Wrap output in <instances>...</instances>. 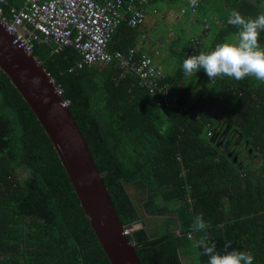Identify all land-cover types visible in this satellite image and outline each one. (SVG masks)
<instances>
[{
    "label": "trees",
    "instance_id": "obj_1",
    "mask_svg": "<svg viewBox=\"0 0 264 264\" xmlns=\"http://www.w3.org/2000/svg\"><path fill=\"white\" fill-rule=\"evenodd\" d=\"M23 4L8 0L5 9ZM233 9L255 17L264 0H201L189 10L208 14L215 33L228 29L196 55L236 36L227 22ZM135 37L122 22L107 51L149 57L175 107H160L162 98L149 94L137 72L114 62L77 69L82 55L74 47L56 53L54 42H36L32 54L68 102L123 228L146 221L127 235L140 262L208 264L196 246L206 236L222 254L230 242L227 251L250 252L253 264H264V81L224 77L212 84L203 70L186 77L189 45L165 57L177 66L165 70L153 55L128 50ZM259 42L264 47V32ZM205 82L207 90L194 97ZM201 214L206 232L191 227ZM0 264H112L52 139L1 69Z\"/></svg>",
    "mask_w": 264,
    "mask_h": 264
},
{
    "label": "built area",
    "instance_id": "obj_2",
    "mask_svg": "<svg viewBox=\"0 0 264 264\" xmlns=\"http://www.w3.org/2000/svg\"><path fill=\"white\" fill-rule=\"evenodd\" d=\"M147 1L24 0L21 7L6 10L8 0H0V25L19 47L29 53L33 52L36 42H54L58 46L56 53L70 46L80 52L82 61L77 63V69L95 63L107 65L114 62L125 73L135 71L149 94L162 98L158 104L160 107H175L170 90L162 84L164 77L156 73L149 57L136 61L133 51L129 54L119 51L110 54L107 51L112 34L124 21L123 10L129 13V23L138 26L145 19L144 5ZM183 1L193 12L201 2ZM124 75L122 73V77Z\"/></svg>",
    "mask_w": 264,
    "mask_h": 264
},
{
    "label": "water",
    "instance_id": "obj_3",
    "mask_svg": "<svg viewBox=\"0 0 264 264\" xmlns=\"http://www.w3.org/2000/svg\"><path fill=\"white\" fill-rule=\"evenodd\" d=\"M0 69L30 105L72 181L81 205L112 264H142L104 185L84 136L55 82L36 57L0 25ZM145 226V224L143 223Z\"/></svg>",
    "mask_w": 264,
    "mask_h": 264
},
{
    "label": "clouds",
    "instance_id": "obj_4",
    "mask_svg": "<svg viewBox=\"0 0 264 264\" xmlns=\"http://www.w3.org/2000/svg\"><path fill=\"white\" fill-rule=\"evenodd\" d=\"M228 24L237 29L235 42H223L217 44L210 52H200L183 61V73L186 77L203 70L210 81L215 82L219 78H232L237 81L248 77H254L258 81H264V47L259 38L264 32V12L255 17L243 16L238 10L233 9L227 18ZM145 224V226L143 225ZM146 221L136 222L131 229H124L127 236L135 230L145 228ZM208 224L203 214L195 217L191 227L194 231L206 232ZM197 247L202 248L208 264H253L254 257L250 252L238 250L227 251L230 242L225 246L222 254L217 251L216 245L209 244L206 236L197 242Z\"/></svg>",
    "mask_w": 264,
    "mask_h": 264
},
{
    "label": "crops",
    "instance_id": "obj_5",
    "mask_svg": "<svg viewBox=\"0 0 264 264\" xmlns=\"http://www.w3.org/2000/svg\"><path fill=\"white\" fill-rule=\"evenodd\" d=\"M181 2L182 6H178L177 2ZM252 2H258L260 0H251ZM212 1L209 3L210 11L214 10L212 6ZM145 10V19L139 28H133L129 24V14L123 10L124 21L127 23L128 27L134 30L136 33V37L134 40L135 47H131L130 49H138L139 52H147L150 55L154 56V60L165 70H177V66L172 61L165 60L167 55L172 56L173 51H178V49H184L188 44H184L180 42V37H177L175 32H179L180 34L186 32V24L189 23L191 27H198L195 31L199 35H195L199 38L197 41L199 43L201 38H204L207 35L208 23L205 20L206 16H202V20L198 14L192 15L190 11L186 8V3L183 0H148L144 6ZM211 17L215 19V16H218L216 12L209 13ZM185 26V28H183ZM228 27V26H227ZM226 30H216V33H221ZM190 34L192 33L190 29L187 30ZM152 33V35H151ZM214 33V34H216ZM223 34V33H221ZM236 38V36L231 33L227 35L225 40L229 42V40ZM124 41H128L127 39H123ZM196 43V46L197 44ZM202 45V44H201ZM200 45V46H201ZM127 50V51H128ZM199 49L193 50V52H189L187 56L196 55ZM121 51V50H120ZM124 51V52H127ZM172 54V55H171ZM164 58V59H163ZM178 60L182 59V56H176Z\"/></svg>",
    "mask_w": 264,
    "mask_h": 264
},
{
    "label": "rangeland",
    "instance_id": "obj_6",
    "mask_svg": "<svg viewBox=\"0 0 264 264\" xmlns=\"http://www.w3.org/2000/svg\"><path fill=\"white\" fill-rule=\"evenodd\" d=\"M177 3H178L179 7L182 6L181 2L178 1ZM202 16H203L202 13H200L199 17L201 18V20H202ZM183 28H185V26H183ZM186 29L187 30L190 29L192 33L189 34L187 32V30H186V32H183L181 34H180V30H179V32H175V33L177 34V37H180V42L181 43H187L189 45V51L187 53L193 52V50H195L197 48L199 49L200 45L203 44V43H207V44L212 43L214 41L215 37H216V34H214L215 33L214 28H213V30L211 29V24L208 26V30H210V32L207 31V35L204 38H201L199 43L197 41L199 38H197L195 36V35H199L195 31L196 29H198V27H196V28L195 27H191V25H189V23H187L186 24ZM151 35H152V33H151ZM235 40H236V38L229 40V42H235ZM196 43H198L197 46H196ZM173 60H175V59L173 58ZM216 80H215V82H216ZM215 82L211 81L212 84H214ZM207 87H209V85H208L207 82H205V85L202 86L201 90L199 92H197L194 95V97H196L198 94H200V92H203L204 90H207ZM20 175L22 176V178H25V176H26L25 173H21ZM157 223H158V225L160 223L163 224L162 221H159ZM152 224H155V222H152ZM158 225H153V226H157L158 227ZM174 228H176V226H174Z\"/></svg>",
    "mask_w": 264,
    "mask_h": 264
}]
</instances>
